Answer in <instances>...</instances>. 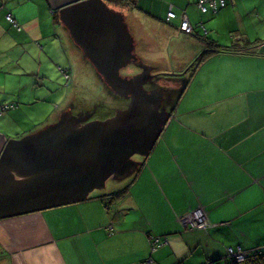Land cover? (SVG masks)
I'll return each mask as SVG.
<instances>
[{"label": "crops", "instance_id": "crops-1", "mask_svg": "<svg viewBox=\"0 0 264 264\" xmlns=\"http://www.w3.org/2000/svg\"><path fill=\"white\" fill-rule=\"evenodd\" d=\"M224 1L216 13L200 14L196 0H134L152 33L172 35L174 52L193 46L178 72L202 49L198 34L178 29L182 12L195 34L205 27L219 45L257 46L253 53H212L177 78L188 82L170 93L159 137L147 155H135L138 164L120 184L108 179L82 201L0 219V264H206L227 247L264 243V0ZM170 9L176 18L166 21ZM138 30V39H147L143 24ZM65 32L47 0H0V102L15 103L0 126L5 138L33 132L68 101L78 102L71 89L78 56ZM149 65L156 75L163 71ZM61 69L69 85L63 74L58 80ZM51 96L60 104L32 129L24 107ZM124 187L112 205L98 198ZM197 208L206 213L205 229L181 219ZM151 235L166 242L151 250Z\"/></svg>", "mask_w": 264, "mask_h": 264}, {"label": "water", "instance_id": "water-1", "mask_svg": "<svg viewBox=\"0 0 264 264\" xmlns=\"http://www.w3.org/2000/svg\"><path fill=\"white\" fill-rule=\"evenodd\" d=\"M70 42L113 94L128 99L104 120L63 109L53 122L19 138L0 133V219L82 201L108 179L120 180L154 146L167 120L164 92L143 85L156 74L140 67L124 13L104 0H47Z\"/></svg>", "mask_w": 264, "mask_h": 264}, {"label": "rangeland", "instance_id": "rangeland-1", "mask_svg": "<svg viewBox=\"0 0 264 264\" xmlns=\"http://www.w3.org/2000/svg\"><path fill=\"white\" fill-rule=\"evenodd\" d=\"M108 4L110 5V7L114 8L116 11L123 12L126 16L129 17V21L130 22L132 21V25H133V31H132L133 34L135 33L137 36L139 34L143 35V31L138 30L137 23H139L141 26L143 24L144 34L145 36L147 35L146 36L147 39L142 40L144 45L136 46V53H138L141 56V58L145 60V62L154 65L156 68L160 70H163L161 73L177 74L178 73L177 71L178 63H181L183 62V60H188V58H190L189 56L194 51L193 46L185 45L184 48L177 49V51L174 52V50H172L170 47V41L172 39L174 40L172 35L170 36L167 33L165 35L164 30L161 28L160 30L162 33H158V32L152 33L151 32L152 25L150 21L140 14L139 9H135L130 3L127 5H119V4H113V3H108ZM138 6L140 5H137V7ZM143 6H146V5L143 3ZM176 37H180V36L176 35ZM198 51H196V53ZM132 67H133V64L127 65L126 67L120 70V74L121 75H133L134 69ZM134 68L138 69V67H134ZM179 77L181 78V76H176V75L154 76L153 79H151L150 81L146 82L143 85V88L146 90H150L152 89L151 88L152 86L156 84L164 83L163 85H161L162 87V86H165L166 82H167L166 83L167 85L169 81H173L174 79L176 80ZM63 79L64 78L62 76V73L60 72L58 80L63 81ZM177 80L184 82L183 78L177 79ZM81 83H83L84 86L78 87L77 85L78 88L76 92V97H77L78 102L76 101L73 102V105H74L73 111L77 113V111L79 110H84L85 113L90 114L88 120H104L110 117L117 109L125 108L124 106L127 104V102L124 103V98L117 96L113 94L110 90H108V88L99 79V77L96 75L94 71H92V76L83 77L81 80ZM179 88L175 89V91L176 90L180 91ZM39 92L40 91H38L37 94H39ZM32 95H34V93ZM169 97H170L169 95L166 97L165 103L168 102ZM27 98L32 99L29 96V94ZM59 104H60V101L55 100V97L51 96L48 99L46 98V100L44 101L42 100L41 102L33 103L30 106H25L24 109H26V112H27L26 113L27 120H29V122L33 124L31 128L32 129L38 128L37 126L41 123H37V122L38 121L43 122L44 120H46L48 116L49 106L53 108L54 105L58 106ZM65 106L67 107V105ZM8 118H9V115L7 112L4 115L0 116V126H5L7 123L6 119ZM42 126L43 125H41L40 127ZM134 157H138V156L133 155L132 159ZM123 179L124 178H122V180ZM109 181L115 182L117 183V185L121 183L120 182L121 180L115 181V180H111V178L110 180H108V182ZM93 191H95L94 193L97 192V190H93Z\"/></svg>", "mask_w": 264, "mask_h": 264}, {"label": "trees", "instance_id": "trees-1", "mask_svg": "<svg viewBox=\"0 0 264 264\" xmlns=\"http://www.w3.org/2000/svg\"><path fill=\"white\" fill-rule=\"evenodd\" d=\"M106 2V4L108 3H113V4H119V5H127V4H132V6L135 8L137 7L136 3L134 2V0H104ZM200 0H196L195 4H196V8L198 10V12L200 14H204L206 13L207 11H211L212 13H216L219 9L223 8L225 6V1L223 0V5H220L219 1L216 0V7L214 9H212L209 5V0H202L203 2V6L205 7V11H201V9L198 7V2ZM108 6H110L108 4ZM169 11H172L171 9ZM175 15L174 18H170V19H175L176 18V13L174 11H172ZM52 13V17H53V20L58 23L59 25L60 22H59V19H58V14H57V11L56 10H52L51 11ZM123 13V12H122ZM168 13V11H167ZM167 13H166V21L170 20L167 18ZM186 16V13L185 12H182L181 16H180V22H181V19L182 17ZM126 16V15H125ZM126 21L129 25V28H130V31L132 32L133 31V25H132V21L130 22L129 21V17L126 16ZM138 25V28H140V25L139 23H137ZM180 25V23H179ZM177 25V27L179 26ZM191 26V25H190ZM199 27L203 26L204 27V24L202 22H199ZM192 27V26H191ZM180 29V28H178ZM204 31V35L203 34H199V33H194L196 32L193 27H192V33L194 35H199L197 36L198 38V41L202 44V49L201 51H199L195 56L194 58L190 61V63H188V65H186L180 72H178L177 74H163V73H158L157 76H160V75H176V76H184L185 74L187 73H193L195 71V69L204 61L206 60L212 53H228V52H238V51H248L250 49H253L251 51H248V53H253L255 51L254 47L257 46L256 44V41L254 42H244L243 43V47L242 48H238L237 49V44H232L230 46H223V45H219L217 42H215L214 40H211L210 38H208L205 33H206V29L204 27L203 29ZM181 31V30H180ZM184 32V31H182ZM132 35L134 36L135 40H136V46H140V45H144V43L142 42L143 39H138V36L133 32H132ZM138 42V43H137ZM72 44V43H71ZM73 45V44H72ZM73 48L76 49V52H77V58L74 59V73H73V84H72V94L75 95V92H77V88L79 86H84L83 83H81V80L83 77H90L92 76V71L93 68L91 67V65L82 57L81 55V52L73 45ZM136 48V47H135ZM136 51V49H135ZM138 55V57L144 62V59L141 58V56L136 53ZM147 64V63H146ZM149 65V64H148ZM133 68V67H132ZM63 75H64V78H65V84L66 85H69L70 83V76L68 74V72L64 69H61L60 71ZM95 72V71H94ZM156 72V71H155ZM154 73V72H152ZM155 74V73H154ZM97 75V74H96ZM98 76V75H97ZM188 80H185L184 83H182L181 85V89L183 90L187 84ZM78 85V87H77ZM185 85V86H184ZM71 91V90H70ZM69 102V101H68ZM2 105H8L7 108H5L4 110H2L0 112V116H2L3 114H5L7 111L13 109L15 107V103L12 102V101H3V102H0V107H2ZM126 190H127V187H124L122 189H117L116 191L112 192V193H109L107 196H99V200H101V202H103L105 205L109 204V205H112V203L114 204V202H116L117 200H119L120 198H122L125 194H126ZM110 228V227H109ZM164 239V238H163ZM263 244H259L251 249H242V250H248V253L247 255L244 257L243 260L241 261H236L234 260L233 258H227L226 257V251H225V255L221 258V259H211V260H208V262L206 264H264V247H261ZM158 248V247H157ZM156 248V249H157ZM235 249V248H233Z\"/></svg>", "mask_w": 264, "mask_h": 264}, {"label": "built area", "instance_id": "built-area-1", "mask_svg": "<svg viewBox=\"0 0 264 264\" xmlns=\"http://www.w3.org/2000/svg\"><path fill=\"white\" fill-rule=\"evenodd\" d=\"M220 5H223V0H218ZM203 1L200 0L198 2V7L201 9V11H205V7L202 5ZM209 5L212 9L216 7V0H209ZM175 15L172 11H168L167 13V18H174ZM6 19L9 20L13 25L17 26L16 23H14L12 17L7 14ZM179 28L184 31L187 34H192V27L188 23L187 18L183 15ZM8 105H2L0 107V112L7 108ZM182 221L187 223L191 228H198V229H205L209 226L208 221H207V216L206 213L204 212L203 209L197 208L189 213H187L185 216H183ZM165 239H162L159 235H151L150 236V249L154 250L157 247L163 245L165 243ZM264 247V245H262ZM248 250H242L240 247H237V249H233L232 247H227L226 248V257L227 258H233L236 261H241L244 259V257L247 255Z\"/></svg>", "mask_w": 264, "mask_h": 264}, {"label": "flooded vegetation", "instance_id": "flooded-vegetation-1", "mask_svg": "<svg viewBox=\"0 0 264 264\" xmlns=\"http://www.w3.org/2000/svg\"><path fill=\"white\" fill-rule=\"evenodd\" d=\"M142 62V61H141ZM144 66H149L148 64H141V66L140 67H138V69H135L134 67H133V73L135 74V73H137V72H140L141 70H143L144 69ZM145 69H146V67H145ZM144 69V70H145ZM155 76H157V75H155ZM153 79V78H152ZM167 83V82H166ZM166 83H165V86H162L161 87V85H163L164 83H161V84H156V85H154V86H152L151 88L152 89H159V90H162L163 92H164V98H163V100H162V102H161V105H160V107H164V109H165V105H166V103H165V99H166V97L168 96V95H170V93L174 90V89H177V88H179V86L181 87V85H182V81H178V80H173V82L172 81H169L168 82V84L166 85ZM74 94H72V96H73ZM167 95V96H166ZM74 99H75V95H74V97H73ZM75 100H77V97H76V99ZM78 101V100H77ZM128 101V99H125L124 100V103H126ZM165 103V104H164ZM66 105H67V107L66 108H70L71 109V111L74 113V114H76V112H74L73 111V108H74V105H73V103L71 102V101H69V102H67L66 103ZM125 107V106H124ZM78 112H84V110H79V111H77V113ZM91 113V112H90Z\"/></svg>", "mask_w": 264, "mask_h": 264}, {"label": "bare ground", "instance_id": "bare-ground-1", "mask_svg": "<svg viewBox=\"0 0 264 264\" xmlns=\"http://www.w3.org/2000/svg\"><path fill=\"white\" fill-rule=\"evenodd\" d=\"M108 5V4H107ZM132 33V32H131ZM136 41V40H135ZM138 43V42H137ZM191 78V77H190ZM185 86V85H184ZM182 92V91H181ZM168 113V112H167ZM111 226V225H110ZM262 247V246H261ZM250 249V248H249Z\"/></svg>", "mask_w": 264, "mask_h": 264}, {"label": "clouds", "instance_id": "clouds-1", "mask_svg": "<svg viewBox=\"0 0 264 264\" xmlns=\"http://www.w3.org/2000/svg\"><path fill=\"white\" fill-rule=\"evenodd\" d=\"M51 11H52V9H51Z\"/></svg>", "mask_w": 264, "mask_h": 264}]
</instances>
